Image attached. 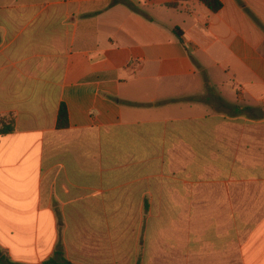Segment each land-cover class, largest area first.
Returning <instances> with one entry per match:
<instances>
[{"label":"crops","instance_id":"1","mask_svg":"<svg viewBox=\"0 0 264 264\" xmlns=\"http://www.w3.org/2000/svg\"><path fill=\"white\" fill-rule=\"evenodd\" d=\"M113 1L0 0V117L14 119L0 135V250L12 261L60 249L71 264H197L198 235L211 257L228 246L222 107L251 113L263 140L264 0L215 13ZM255 230L262 259L264 220Z\"/></svg>","mask_w":264,"mask_h":264},{"label":"rangeland","instance_id":"2","mask_svg":"<svg viewBox=\"0 0 264 264\" xmlns=\"http://www.w3.org/2000/svg\"><path fill=\"white\" fill-rule=\"evenodd\" d=\"M223 105V104H222ZM239 105V104H238ZM213 107H220L214 100ZM223 121L220 137L227 146L229 163L227 165L229 188V211L227 225V244L225 253L219 258L211 257L203 245L204 235H198L197 264H264V258L255 257L253 253V235L257 234L256 226L264 220V193L260 182H264V138L256 137L260 128H254L253 115L231 117L234 112L228 111ZM246 112V110H245ZM256 132V134L254 133ZM216 152V149H214ZM214 185L220 177L219 164L214 163ZM255 174V175H254ZM239 191V192H237ZM261 193H260V192ZM239 198V199H238ZM256 231L255 233H253Z\"/></svg>","mask_w":264,"mask_h":264},{"label":"trees","instance_id":"3","mask_svg":"<svg viewBox=\"0 0 264 264\" xmlns=\"http://www.w3.org/2000/svg\"><path fill=\"white\" fill-rule=\"evenodd\" d=\"M188 0H172L167 3L166 6L170 8H177L182 2ZM199 3L204 5L211 12H218L222 8V2L220 0H197ZM121 2L132 8L128 0H114L112 3ZM176 32V28L173 30ZM67 125V110L64 104H61L57 115V127L64 128ZM14 130V119L8 117H0V135H7L12 133ZM0 264H23L12 261L8 256L0 250ZM41 264H71L67 261L60 249H57L53 256L44 260Z\"/></svg>","mask_w":264,"mask_h":264},{"label":"water","instance_id":"4","mask_svg":"<svg viewBox=\"0 0 264 264\" xmlns=\"http://www.w3.org/2000/svg\"><path fill=\"white\" fill-rule=\"evenodd\" d=\"M260 112L262 113V111H260ZM254 113H255L256 115H258V112L255 111Z\"/></svg>","mask_w":264,"mask_h":264}]
</instances>
